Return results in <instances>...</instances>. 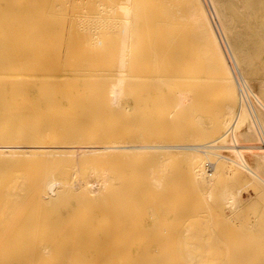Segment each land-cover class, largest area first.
<instances>
[{
	"label": "rangeland",
	"instance_id": "rangeland-1",
	"mask_svg": "<svg viewBox=\"0 0 264 264\" xmlns=\"http://www.w3.org/2000/svg\"><path fill=\"white\" fill-rule=\"evenodd\" d=\"M187 1L172 0L177 18L184 17L183 19H187L189 17V10L192 11V8L188 7L187 9ZM215 1L221 18H223L222 21L224 20L222 22L223 30L210 0H200L199 2H201V6H205V12H207L208 7L212 11V15L209 10L207 14L209 18H212L210 19L211 23L215 25L219 35L221 32V35L224 36V39H221L225 41L227 47L233 48L232 58L238 56L236 58L242 60L241 71L244 75L247 72L249 79L253 81L256 88H259L260 85H264V0ZM68 30V27H66V34ZM113 30L108 29L106 31ZM27 58H0V73L3 75L2 70H5V75L7 74L3 76V79L0 77V81H5L8 75L12 78L17 77L15 78L17 80L21 74L22 77L23 75L27 77L32 74L31 77L34 78L35 76L36 80L30 77L32 81H35L34 85L30 82L29 77H27L28 82L26 79H23L25 82L20 81L22 78H19V83L18 80L8 78L16 82L13 83L9 80L10 82L6 81L5 84H2V81L0 84L2 89L8 87L6 92L9 93L12 90L11 93L20 94L22 83H24L22 90H25V84L28 83L26 87H31L28 88L29 92L28 89L25 90L26 95L27 92L31 94L33 91L32 95L28 94L30 98L32 96H35L36 99L37 97L44 98V101L41 102L43 104L42 110L30 115V118L25 121L26 123H22L19 129L16 128L17 125L10 124L11 134L9 135L17 136L16 131L19 130L23 133L26 143H38V137H42V142L46 146H61L59 144L66 142L68 132L72 136L73 134L79 136V141L86 143H99L100 141L113 139L127 141L126 130L131 135L128 137L129 140L139 142L136 143L138 145H142L143 141L152 146L155 144V146L172 147L181 144L183 146L192 145L195 141H201V144L206 143L205 141L210 142L197 136L202 125L199 123L200 119H198L199 124H197L195 121L197 119L194 118V120L190 115L189 107L186 106L189 102H176V99L173 100L174 96L178 98L177 95H185V81L184 79L173 78L172 70L174 69L171 70L170 76L172 77L169 80L172 82V79H174V83L180 82L176 85L177 88L174 86L166 87L168 89L165 87L158 88L154 85L158 75V69L154 66V61L152 59L143 60L142 62L148 64L147 69L141 68L134 72L129 67L127 75L133 76L126 77L127 80L125 79L126 81L123 84L125 93L122 96H117V83L122 78L119 73L120 59L116 56H101L91 59L84 57L64 58L63 56L46 54L44 59ZM195 61L197 63V60ZM18 64H27L28 66L30 64V67L26 66L28 68L26 69L25 66H16ZM21 71L22 73H20ZM14 74L19 76L13 77ZM144 76L147 78L146 82V78H139ZM179 76H182V74ZM217 76L216 79H213L215 78L213 76L212 79H209L210 82L214 81L212 86L208 81L210 88L215 86L214 89H210L209 85L206 84L207 88L204 86L205 89L209 88L212 91L211 93L214 92L210 95L214 101H211L213 107H209L216 110L213 111L215 114L219 111L224 101L223 98L226 96L224 92V94L222 93L220 76H218V79ZM65 81L72 84L67 86L71 87V90L73 88V91H79L76 94L74 92L73 96L80 97L82 100L80 105L85 102L80 107L83 113L79 110L78 113L81 114L80 117L78 114L79 118L77 117V119V115L74 116L73 114V105L62 104L64 102L62 98L61 100L59 98H55L57 101L54 100L56 95L60 97L63 92L68 91V88L64 89L63 87ZM70 81L75 82L71 83ZM142 81L143 84L146 83V86L141 84ZM219 82L221 86H216ZM18 84L22 85L16 88ZM66 85L64 86L66 87ZM62 87L65 91L61 90ZM1 88L0 101L4 99L5 95L8 96ZM41 88H43V91H39ZM137 89H139V94H137ZM143 91L144 93H142ZM215 93L217 97L214 96ZM149 95L151 96L150 99L147 97ZM7 96L6 98H8ZM134 96L140 102L135 101ZM136 96L141 97L139 99ZM169 96L172 98L164 101L163 97L168 99ZM35 97L32 98L36 102ZM147 101L148 105L146 104ZM118 104L122 106L121 109H117ZM145 106H148L149 110ZM209 107L208 111L212 110ZM118 110L122 115L124 111L126 114L119 115ZM197 125L198 127H196ZM113 131H115L114 133L117 131L118 136L113 137ZM4 138H6L5 134L0 135V139ZM21 141L23 140H17V142ZM67 159L71 161L69 162L70 167L68 169H57L56 175L58 177L64 174L69 185L73 186V190H75L74 187L78 189L95 172L106 170L102 169V165H104L102 162H98V165L97 162L94 164L95 161H93V165H86L88 163L82 159V162L79 159L74 162L72 157H67ZM142 159V161L141 159L139 161L142 163L147 162L146 158ZM24 161L31 163H27L28 166L16 167L15 170L13 169L14 173L8 169H4V171L0 168L3 173L0 176V192L5 193L11 187H14L17 191H20V189L21 191L22 189L25 190V197L20 198L18 205L13 204L15 209H21L17 213L18 215L14 213L12 203H10L11 206H9L10 204L0 203L2 213L4 208H12L11 211L8 210L9 214L4 212L1 215L0 212V233L4 240L1 241L0 236V243L4 245L0 244V251H4L3 253L8 255L9 260L5 264H26L24 262L26 256L27 260L32 259L33 263L36 261L35 264H39L38 250L40 251L43 247L62 250V256L66 260L63 259L65 264H101L108 252L116 250L114 249L116 245L123 247L124 251L116 256L115 264H256L258 257L263 258V261L259 263L264 264V188L262 190L261 185L257 182L252 183L248 179H242L232 172L230 173L227 169H223L218 181H215V185L211 188L195 184L192 179V170L187 169V165L183 164L182 161L172 164L169 169H108L107 174L111 185L110 193L96 204L89 205L84 203L82 198H76L68 191L65 193L59 188L51 189L47 193L42 190L39 196L31 195L28 197L29 191L34 190L36 183L39 182L35 179L37 176L34 174L35 170L39 168L37 163L39 160L28 158ZM126 161L129 162L130 158H127L124 162ZM211 161H217V159L213 158ZM52 163L48 164L52 165ZM81 163L86 164L81 165ZM212 170L213 168L207 167L205 172L207 180L215 177V170ZM23 175L25 178H22ZM2 176L6 177L2 178ZM30 177L37 181L32 180ZM2 179L4 180L1 181ZM12 182H15V185ZM93 185L97 188V185L94 183ZM229 193L237 195L240 202H242L240 214H232L233 209L224 204L225 195L229 196ZM22 202L43 204L46 207H52V204L57 211L56 218L46 219L40 217L39 219L35 215L29 216L27 212L30 209V203L24 206ZM213 203L219 205V213H223V220H219V214ZM21 204L23 208H21ZM67 208L70 210L73 208V212L63 215L62 213ZM242 210L243 214L247 212L243 217H241ZM239 215L241 219L237 220L236 216L239 217ZM5 219H7V222ZM40 220L41 222H39ZM34 224L37 226L36 228L39 227V230H35ZM243 228L244 230L241 232ZM30 233H33V235ZM34 236L35 238H32ZM35 239H38V241H35ZM29 240L30 242H28ZM25 243H28L27 246ZM37 244H41L40 247ZM34 245L36 246L35 249ZM24 246H26L25 249ZM148 252L151 254L156 253V258L150 256ZM32 254L37 256V259L34 258L35 256L31 257ZM15 256H18L19 259Z\"/></svg>",
	"mask_w": 264,
	"mask_h": 264
},
{
	"label": "bare ground",
	"instance_id": "bare-ground-1",
	"mask_svg": "<svg viewBox=\"0 0 264 264\" xmlns=\"http://www.w3.org/2000/svg\"><path fill=\"white\" fill-rule=\"evenodd\" d=\"M199 1L200 0L187 1V9L188 7L192 8V11L189 10V17L187 19H183L184 17H176L172 0H0V58L25 59L27 57H35L44 59L46 54H49L51 56H63L64 58L84 57L91 59L101 56H116L120 59L119 73L122 78L117 83V96H122L125 93L123 84L127 80L126 77L133 76L127 75V70L129 69V67H131L132 71L134 72L141 68L147 69L148 64L142 61L146 59H152L154 61V66L158 69V75L156 77L157 80H155L156 82L154 84L156 87L166 88L168 86H174L175 88H177L176 85L180 82L174 83L175 81L173 80L175 78L180 80L184 79L185 95H177L178 98H175L174 96L173 100L176 99V102H189V104H186V106L189 107L191 113L190 115H192L193 119H197H194L197 124L200 123V125H202V128L199 129L200 132L197 131V136L210 141L208 143L207 141H205L206 143L204 144H201V141H195V143H192V145L188 144L187 146H183L181 144L173 147L162 145L155 146V144H153L152 146L144 141L143 143L141 142L142 145H138L136 143L139 142H135L134 140L131 142V140H129L128 137H130L131 135L126 130L125 136L129 141L113 139L108 141H100L99 143H86L84 141H79V136L74 134L72 136V134L68 132L66 135V142L59 144L61 146H46L42 142V137H38V143H26L23 133L18 129L22 126V123H26L25 121L30 118V115L42 110L43 104L41 102L44 101V98L37 97L36 99L35 96H32L33 98L35 97L36 102L32 97L30 98L29 95H32L33 91L31 90V88V94L28 93V88L31 87H26L28 83L25 84V90L28 89L27 95L25 93V90H22L24 83H22V87V84L16 85V88H19V85L21 87L20 94L11 93L12 90L10 91V88L12 87L10 86L9 95V93L6 92L8 90V87L3 88L8 96L5 95L4 99L0 101V135H6V138L0 139V158H2L0 160V168L2 170L8 169L12 172L16 167L31 163L24 161V159L34 158L39 160V162H37L39 164V168L36 169V172L34 173L35 176H37V178L35 179H37L39 182L36 183L34 190L32 189L29 191L28 197L31 195L39 196L42 190H45V192L47 193L51 191V189L59 188L65 193L68 191L76 198H82V201L84 203L93 205L96 204L99 200L103 199V197H105L111 191L110 180L107 174L108 169H169L171 168L172 164H175L176 162L178 163L180 161H182L183 164L185 163L187 165V169L192 170V179L197 185L211 188L213 185H215L214 182L218 181L219 175L222 173L223 169H227V171H230V173L232 172L234 175L242 179H248L252 183L257 182L261 185V189L263 190L264 85H260L261 88L260 86L259 88H256V85L253 83V81L249 79L247 72L246 75L243 74V72L241 71L242 60L236 58L238 56L232 58L233 48L227 47L225 41L222 40L224 39V36L221 35V32L219 35L215 25L211 23L210 19L212 18H209L207 14L209 10V13L212 15V11L207 6L208 10L207 12H205V6H201V2ZM205 2L206 1H204V3ZM210 2L213 5L212 7H214V11L218 16L217 18L219 19V23H221L220 25L222 29V22L224 20L222 21L223 18H221L222 16L218 10L217 3L215 0H210ZM66 27H68L69 29L67 34L65 31ZM108 29L114 30L106 31ZM195 60H197V63H195ZM16 66H25L26 68V66L30 67V64L29 66L27 64H18ZM171 70L173 73L171 72ZM22 71L20 73H22ZM78 71L80 70L78 69ZM174 71L176 72L175 74ZM5 72V70H2L3 75H1L0 73V77L2 79L4 78L3 76L7 75H5ZM171 73L173 78L175 77L174 79H172V82H170L169 80V78L172 77L170 76ZM178 74H182V76H179ZM16 75L17 74H14L13 77ZM31 75L32 74H30V76H27L29 77V80H31ZM216 75L220 76L219 79L221 80L222 93L224 92L225 94H223L226 96H224L223 98L224 101L222 106L220 107L221 109L219 108V111H217L218 113L216 112L215 114V112H213L215 109L211 108L213 107L211 106V101L213 100L210 97L211 94H214V92L211 93L212 91L210 89H214L215 86L210 88L209 84L211 83L212 86V83L214 81L210 82L209 79H212L213 77H215L213 79H216ZM23 77L21 74L18 79L22 78L21 80L19 79L20 81L26 79V81L28 82V78L25 75H23ZM6 78L7 79H5V81H0V84L1 82L2 84H5L6 81H11L14 83L18 80L15 79L17 77L12 78L9 75ZM8 78L15 79L16 81H12V79ZM139 78L145 79L146 76ZM33 79L35 80V76ZM19 80L18 83L20 82ZM34 80H31L30 82L34 83L35 85L36 80ZM140 81L138 82L139 85ZM146 81L147 78L145 82ZM208 81L210 83H208ZM23 82L25 81L23 80ZM70 82L73 83L75 81ZM63 83L64 85L67 84L66 87L64 85L63 87L64 89L68 88V91H65L62 87L61 90H64L65 92L62 91L63 93L62 95H60V97L56 95L54 97V100H56L57 98L61 100L62 98V100L64 99V102L62 104L73 105V114L74 116L77 115V119L78 114L79 117L81 114L78 113L79 110L80 112H82L80 107H82L81 105H83L85 102L80 105V103L82 102L80 97L73 96L74 92L76 94L79 93V91H73V88L71 90V87H67L72 84L66 83V81ZM141 84H143V81ZM144 84L146 86V83ZM205 84L209 85L208 87L210 89H205L204 86L207 88ZM218 85H220V82L216 86ZM146 89H148V87H146ZM40 90L43 91V88L39 89V91ZM137 90V94H139V89ZM142 93H144V91ZM179 93L181 92L179 91ZM6 96L8 98H6ZM214 96H216V93ZM136 97L140 99L141 96ZM147 97L148 99L151 98L150 95ZM165 97H163L164 101L165 99L169 100L172 98H170V96L168 97V99ZM137 100L138 99H136L135 101ZM137 102H140V100ZM147 103L148 101L146 102V104ZM121 107L122 106L120 104L117 105V109H121ZM208 107L212 110L208 111ZM145 108H148V106H145ZM120 114L121 113L119 112V115ZM124 114H126L125 111L123 112V115ZM198 119H200V122L198 121ZM10 124L17 125V136L9 135L11 134ZM196 127H198V125ZM114 132L115 131H113V137L118 136V132ZM15 139L23 141L17 142V140ZM122 139L124 138L122 137ZM78 156L83 158H80ZM67 157H72L74 159V162L79 159V161L81 162L83 160L84 162L88 163H81V165H93V163L95 164L97 162L98 164V162H102V164H104L102 165V169L106 170L95 172L89 177V180L86 179V181L83 182V184L78 189L74 187L75 190H73V186L69 185V182L64 174L58 177L56 175L57 169H68L70 167L69 162L71 161L68 160ZM127 158H130L129 162L126 161L128 163L124 162ZM142 158H146L147 162L144 161L142 163ZM213 158H216L217 161H211L213 160ZM140 159L141 161H139ZM50 162H53L52 165L48 164ZM207 167L211 169L213 168V170H215V177L210 180H207L205 175ZM2 170H0V176L3 174ZM6 173L8 172L6 171ZM12 173H14V171ZM4 177L2 176V178ZM33 177L30 178H32L33 180ZM22 178H25L24 175ZM35 179L34 181H37ZM3 180L4 179H2L1 181ZM26 180L28 181L29 179L26 178ZM93 183L97 185V188L94 187ZM13 184L15 185V182ZM231 193H229V196H227L228 193L225 195L224 204L227 207L233 209L232 214H240L243 204H241L242 202H240L237 195H233ZM24 197L25 190L22 189L21 191L20 189V191H17L14 187H11L10 190L8 189V191H6L5 193L0 192V203L4 205L10 203H12L13 205L15 203L16 205H18L17 203L20 202V198ZM22 203L24 204V206L30 203V209L27 212L29 216L35 215L38 216L39 219L40 217L46 219L56 218L55 216L57 215V211L55 206H53L52 204V207H46V205L43 204H34L31 202ZM213 204L216 207L215 210H217L219 214V220H223V213H219V205H217V203ZM9 206H11V204ZM12 208H14V205ZM12 208H4L3 213L6 212V214H9L8 210H12ZM21 208H23L22 204ZM14 210V213L17 214L21 209L19 210L14 208ZM71 212H73V208L71 210L67 208V210L62 214L67 215ZM3 213L1 212V215ZM243 213L244 212L242 210L241 217H243V215L245 216L247 212L245 214ZM241 217L240 215L239 217L236 216L237 220L239 218L241 219ZM7 219H5L6 222ZM17 220L15 221L16 223ZM12 221L11 223L14 222ZM39 222H41V220ZM10 224L8 225L10 226ZM35 224V230H39V227L36 228L37 226ZM243 230L244 228L241 232H243ZM6 234H8V232H6ZM30 234L33 235V233ZM1 235L2 234L0 233V236ZM2 237L3 236H1V241H4ZM32 238H35V236ZM30 240L28 242H30ZM35 241H38V239H35ZM0 244L3 245V243ZM27 244L28 243H25L26 246ZM40 245L41 244H39L38 246L40 247ZM26 246H24V249ZM35 248L36 246L34 247V249ZM122 248L123 247H120V245H116V247L114 248L116 250L114 252H108L105 258L101 261V264H115L116 256L124 251ZM3 252L4 251H0V264L9 262L7 257L8 255ZM26 252H28V250H26ZM38 252V257L33 254L31 255V257H37L39 264H65V262L63 261L64 256H62V250H56L53 247H43L42 249H40V251L38 250ZM149 254L150 256H153V258H156V253ZM26 257V261L24 260L26 264H35L36 261H34L33 263L32 259V261L30 259L27 260ZM17 259H19V257ZM262 261L263 258L258 257L256 264H260L259 262Z\"/></svg>",
	"mask_w": 264,
	"mask_h": 264
}]
</instances>
